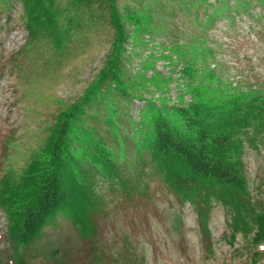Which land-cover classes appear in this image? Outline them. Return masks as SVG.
<instances>
[{
  "label": "rangeland",
  "instance_id": "rangeland-1",
  "mask_svg": "<svg viewBox=\"0 0 264 264\" xmlns=\"http://www.w3.org/2000/svg\"><path fill=\"white\" fill-rule=\"evenodd\" d=\"M216 1L207 0V13L218 5ZM245 1L249 3L229 1L231 10L215 20H221L217 22L215 38L211 34L215 22L202 29L200 23L189 21L188 14L177 6L166 17L154 11L155 19L167 26L162 33H144L133 38L136 43L126 44L130 74L142 72L146 65L147 76L153 69L158 70V88H166V76L171 72L172 77H178L183 64L170 65L162 56L169 54L167 49L172 44L186 46L191 42L212 50L206 62H202L201 56L191 57L203 79L195 83L203 81L224 92L256 95L257 101L260 98L264 102V0ZM125 3L135 2L118 0L120 9ZM170 5L165 11L171 10ZM1 6L0 3V182L11 171L19 176L43 146L58 112L79 98L103 67L113 39L112 28L102 13L95 29L85 31L84 37L74 42L69 56L60 60L46 41L28 45L29 31L21 0H14L6 9ZM198 10V18H204L202 6ZM203 22L208 24L207 20ZM172 57L176 59L177 55ZM211 68L214 69L210 74L207 71ZM139 81L144 87L133 92L160 104V90L154 91V86ZM168 87V105L178 103L179 92L187 89L178 88L175 82ZM215 94L210 91L207 95L213 98ZM183 99L191 101V93L186 92ZM119 103L125 104L124 111L130 114L129 118L119 117V124L132 134L130 120L138 118L145 100L133 98L129 107L123 98ZM100 116L103 119L102 110ZM88 124L103 135L115 152L121 151L103 120H90ZM251 135L256 145L251 141L245 143L244 174L257 210L264 211V129L251 130ZM126 149L128 165H123V169L129 183L139 185V190L126 192L120 182L111 187L100 175L93 189L103 196L104 203L100 210L90 213L93 233L84 236L68 217L58 214L38 238L20 249L26 262L21 264H252L256 248L251 244L254 225L246 235L236 231V238L232 239L234 212L213 199L207 213L208 230L204 231L200 207L176 195L153 167L147 152L139 154L131 144ZM7 227V215L0 206V264H15ZM258 248L264 249V243ZM259 263L264 264V258Z\"/></svg>",
  "mask_w": 264,
  "mask_h": 264
},
{
  "label": "trees",
  "instance_id": "trees-1",
  "mask_svg": "<svg viewBox=\"0 0 264 264\" xmlns=\"http://www.w3.org/2000/svg\"><path fill=\"white\" fill-rule=\"evenodd\" d=\"M13 1L0 0L1 7L9 8ZM21 1L29 31L28 45L46 41L60 60L69 56L74 42L84 37L85 31L95 29L102 13L112 28L113 39L103 67L84 93L58 112L43 146L19 176L11 171L1 179L0 206L8 219L7 236L13 244V263L25 262L20 249L38 238L58 214L68 217L84 236L93 233L90 213L100 210L104 203L103 196L93 189L100 175L111 187L120 182L126 192L139 190V185L129 183L123 169V165H128L126 146L131 144L139 154H149L153 167L181 200L200 207L204 231L208 230L207 213L213 199L234 212L232 239L236 238V231L246 235L254 225L251 244L256 248L252 264H261L264 250L258 245L264 243V211L257 210L249 194L243 151L246 141L256 145L251 130L264 129V102L260 98L257 101L256 95L224 92L203 81L195 83L203 79L196 60L192 61L191 57L201 56L202 62H206L212 50L191 42L186 46L172 44L171 54L162 56L172 65L183 64L180 72L187 89L180 92L178 103L173 105L167 104L165 95L170 82L176 80L171 72L166 76V88H158L159 71L148 77L143 65L142 72L130 74L127 65L130 60L127 43H136L133 38L144 33H162L167 26L155 19L154 11L166 17L177 6L188 14L189 21L206 29L227 15L231 10L230 0H217L218 5L211 13H207V0H150L151 3L134 0V4H123L122 9L118 0ZM170 3L171 10L165 11ZM200 6L206 12L202 19L198 18ZM172 54L177 55L176 60ZM207 72L211 74L212 70ZM139 80L160 90V104L133 92L144 87ZM210 91L216 93L213 98L207 95ZM185 92L191 93V101L185 102ZM121 98L127 107L133 98L145 100L138 118L129 119L132 134L119 124V117H130L124 111L125 104L119 103ZM95 119L108 125L109 135L113 134L114 143L116 140L119 143V153L88 124ZM139 171L142 175L143 166Z\"/></svg>",
  "mask_w": 264,
  "mask_h": 264
},
{
  "label": "built area",
  "instance_id": "built-area-1",
  "mask_svg": "<svg viewBox=\"0 0 264 264\" xmlns=\"http://www.w3.org/2000/svg\"><path fill=\"white\" fill-rule=\"evenodd\" d=\"M219 29L216 30V32H218Z\"/></svg>",
  "mask_w": 264,
  "mask_h": 264
}]
</instances>
